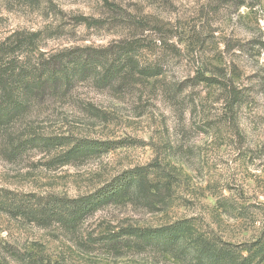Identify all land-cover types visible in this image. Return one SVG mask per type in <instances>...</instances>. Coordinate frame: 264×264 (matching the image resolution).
I'll list each match as a JSON object with an SVG mask.
<instances>
[{
    "label": "rangeland",
    "instance_id": "374dc122",
    "mask_svg": "<svg viewBox=\"0 0 264 264\" xmlns=\"http://www.w3.org/2000/svg\"><path fill=\"white\" fill-rule=\"evenodd\" d=\"M260 2L254 8L256 20L247 6L236 9L234 1L222 0H0L2 38L15 30H42L40 48L50 51L135 35L144 43L141 59L157 63L162 72L147 80L142 94L115 93L85 80L67 97L36 107L31 118L44 133L107 140L118 147L61 167L36 151L17 164L0 158V186L73 197L116 172L152 163L176 178L166 211L108 205L84 222L81 234L0 214V264H36L40 259L41 264H194L189 258L145 252L114 258L104 248L77 245L79 235L88 232L95 236L127 224L156 226L180 218H192L235 253L247 254L264 224V0ZM81 16L94 24L77 21ZM207 76L232 83L240 100L232 108L225 106L230 97L201 80ZM82 102L106 111L108 121L90 118L81 110ZM219 204L235 211L220 213ZM236 210L239 217L233 216Z\"/></svg>",
    "mask_w": 264,
    "mask_h": 264
},
{
    "label": "trees",
    "instance_id": "16d2710c",
    "mask_svg": "<svg viewBox=\"0 0 264 264\" xmlns=\"http://www.w3.org/2000/svg\"><path fill=\"white\" fill-rule=\"evenodd\" d=\"M222 1H234L236 9L247 6L257 20L258 9L254 8L261 5L260 0ZM76 20L88 27L94 24V20L84 16ZM43 33L15 30L0 37V158L17 164L36 151L49 156L47 161L51 165L61 167L80 164L88 157L117 148L107 140L44 133L34 125L31 116L35 115L36 107L67 97L76 84L85 80L115 93L142 94L147 80L161 75L160 66L141 59L144 43L135 35L105 45L43 51L40 48ZM201 80L216 84L227 93L228 108L240 100L232 83L221 84L208 76ZM81 107L90 118L108 121V113L94 103L82 102ZM175 179L160 163H152L116 172L93 190L73 197L0 186V214L41 228L56 225L65 232L81 234L84 222L108 205H132L149 213L166 211ZM218 208L224 214L235 211L221 204ZM236 211L233 216L239 217L241 212ZM262 226L261 235L246 248L245 256L235 253L220 237L203 230L192 218L165 221L156 226L127 224L117 231H102L95 236L88 232L83 238L79 235L77 245L104 248L114 258L128 252H145L154 257L169 254L177 259L189 258L194 264H264ZM41 262L42 259L37 260L36 264Z\"/></svg>",
    "mask_w": 264,
    "mask_h": 264
}]
</instances>
